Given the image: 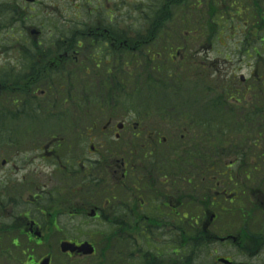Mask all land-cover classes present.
<instances>
[{
    "label": "flooded vegetation",
    "instance_id": "af4514ba",
    "mask_svg": "<svg viewBox=\"0 0 264 264\" xmlns=\"http://www.w3.org/2000/svg\"><path fill=\"white\" fill-rule=\"evenodd\" d=\"M4 1L13 7L16 31L12 60L0 79V104L10 101L15 117L37 111L23 97L45 101L54 84L67 83L70 90L83 79L81 69L85 78L122 82H129L131 60L139 65L140 81L147 67L160 69L161 23L145 12L142 25L125 30L115 27V0H45L49 26L30 15L43 5L39 0ZM174 1L173 32L182 33L184 43L172 45L173 91L164 94L170 108L141 109L142 123L130 122L127 109L119 120L107 114L102 125L92 121L87 132L101 126L98 144L31 141L27 156L47 165L44 173L32 169L19 178L17 158L0 157V264H19L21 247V264H40L47 256L55 264L51 252L36 259L34 247L51 237L58 244L91 242L99 227L107 229V251L99 256L116 254L123 264H164V257H170L165 264L201 258L204 264H264V123L260 130L258 119L264 111V44H200L202 53L194 56L190 50L202 32L193 29L190 16L206 12V20L227 19L233 33H241L242 0H234L231 10H220L227 0H182L183 8ZM254 20L248 33L259 34L262 7L256 6ZM39 85L48 90L36 96ZM150 119L158 122L146 123ZM65 255L60 264L88 258L104 264L97 254Z\"/></svg>",
    "mask_w": 264,
    "mask_h": 264
},
{
    "label": "rangeland",
    "instance_id": "374dc122",
    "mask_svg": "<svg viewBox=\"0 0 264 264\" xmlns=\"http://www.w3.org/2000/svg\"><path fill=\"white\" fill-rule=\"evenodd\" d=\"M43 5L41 7L35 6V12L30 13V15H33L34 17V23L40 25L41 23H46L45 25L50 26V18L46 16L47 10L46 6L44 4L45 0H39ZM158 4L161 5L163 0H158ZM244 6L248 10L247 14L249 12L255 13L254 10L256 9L254 7L255 0H243ZM0 2V79L4 74H7V66L10 64L11 60V50L9 46L14 43V39L12 40L11 35L16 31V21L13 19V7L12 5H8L6 3ZM152 1L149 0H115L113 5V9L116 12L117 16L114 18L115 21V27L117 29H129L132 28L135 23H137V26L139 23L142 25L143 22V13L145 12L147 14L154 15L155 11H152L153 9L149 7V3ZM257 2V1H256ZM232 3H234V0H227L225 3H220V10L221 9H230ZM258 7H262L264 9V0H258ZM140 4H142L143 8H140ZM20 6V3L18 4ZM118 5L121 7L118 8ZM243 5V4H242ZM242 5L239 6L238 11L242 13ZM205 8V7H204ZM206 12H203V14L199 13L198 15L190 16L192 21H190L191 25L193 26V29L195 31L202 32L204 31V28H200L199 24L202 23V20L205 22ZM182 18V17H181ZM244 20H247L249 24L248 28H251V24L255 22L252 19L243 16L242 20H239L240 23L244 24ZM216 25L220 28H223V26L220 23H216ZM48 27V26H47ZM175 22L168 25L166 32L167 37H162L163 43L167 42L168 45L165 44V46L162 44L159 47V51L162 53V49L169 48L170 45H174L176 43V37L175 33L173 32L175 29ZM241 28H245L244 25H241ZM241 33L237 32L236 36H223L220 35L217 37V41L215 40L213 44H216L217 42L221 41L224 37L226 38V43L228 44H234V43H242L245 38H243V33L246 34L247 31H241ZM231 33L233 34L232 30ZM136 37H138V34H136ZM175 39V40H174ZM174 42V43H173ZM178 42V41H177ZM261 42L264 43L262 40ZM178 43H181L180 40ZM258 44V42L256 43ZM198 45H200L199 40L194 42L193 47L191 48L190 52L192 55L197 56V53L199 50ZM162 47V49H161ZM158 51V52H159ZM176 50H173L172 55H175ZM189 53V52H188ZM195 58H202V57H195ZM209 58H214L213 54H209ZM233 59L232 57H230ZM163 61H165L163 59ZM164 63V62H163ZM171 63V62H169ZM165 64V63H164ZM165 67L171 68L173 72L175 71L174 68H172V65L169 67L167 64H165ZM84 68V67H83ZM134 68V67H131ZM135 70V69H134ZM249 69L244 68L243 73L244 75L249 74ZM94 71V70H92ZM101 69L97 70L96 73H100L102 75ZM83 76V79L81 81H73V84L76 86H73L70 90L66 87L67 83L63 84H54L52 85V89L48 90L47 86L39 85L35 95L39 96L41 94V91L48 90V94L46 96L45 101L41 100L38 101L36 98H34L32 95H29L27 97H23L25 100L32 101L33 108H36L37 111H34V109L31 112V114H27L26 112L25 116H17L16 118L13 117V114L16 113L17 109H12L10 107V101L7 102V107L1 105L5 108V110H2L0 112V124H2L1 133L0 134V157H16L17 158V165L19 167L18 170V177L21 178L23 175H26L28 171L30 170H38V173H44L48 171L47 165H45L42 161L37 160H30L27 155L28 149L31 148V145L29 144L31 141L37 142L39 144L45 143L49 140H52L53 138H59L64 139V142L68 143V145H74L77 144L75 141L77 139L82 140V145H89V143L92 144H98L97 140L99 129L101 126L97 124H104L107 119V114H113L115 121L121 119L123 116V109H127L130 112L133 113L128 116L127 118L131 122L130 118H133L137 123H142L140 120L141 114L143 113L142 110L148 108V105H151V108H158L159 100L163 101L167 105L166 99H161L162 96L157 97L155 93H149L145 92L146 99L140 102L137 97L131 98L130 91L126 90L124 94L121 93H115L114 94V86L118 84L121 79L120 78H114L113 80H104V78L101 79V81H98L95 78H85L84 69H81V73ZM77 75V74H76ZM87 80V81H86ZM91 80V81H88ZM122 84V83H120ZM79 88H78V87ZM67 94H66V91ZM260 91H264V88L260 87ZM71 92V94H69ZM86 94V95H85ZM149 94L151 95L150 97ZM69 95H72L73 99L71 98L68 100V102L65 104L64 98H68ZM116 96V97H115ZM118 96V97H117ZM12 97L11 94L8 95L9 99ZM108 100V103H104L103 101ZM102 101V106L110 105L108 109H113L112 111H104L99 112L97 110V105H99L97 102ZM133 101V102H132ZM3 102V101H2ZM51 104H48V103ZM3 104V103H2ZM5 104V103H4ZM115 104H118L115 106ZM13 106V105H12ZM15 107V106H13ZM21 109L22 106L19 105ZM105 108V107H104ZM55 109V110H52ZM142 109V110H141ZM115 110L117 111L115 113ZM53 111H56V113H53ZM77 111V112H76ZM87 112L86 116H84V113ZM137 112V113H135ZM116 115H115V114ZM140 114L139 116H137ZM33 115H36L37 117H33ZM129 115V114H128ZM28 117V118H27ZM264 117V116H262ZM29 119V120H28ZM96 121L95 123V129L92 131V129L88 131L90 126L92 125V121ZM156 120V119H155ZM154 120V121H155ZM146 123H153V122H146ZM75 125L77 127L75 128ZM34 128V130H32ZM12 141H15V143H12ZM93 141V142H92ZM64 144V143H63ZM262 147H264V141L261 144ZM77 146V148H79ZM264 148H262L263 150ZM81 153L78 151L73 150V155L77 156ZM33 164V165H32ZM52 167H50L51 169ZM60 175V174H59ZM55 183V181L53 182ZM52 183V184H53ZM51 184V183H50ZM74 184V181H69L67 185L71 187V185ZM22 186L19 184V188ZM69 192L65 194V197H68ZM66 208L69 210L68 206ZM65 220V222H64ZM67 220H69L67 217H62L61 223L64 225L67 224ZM69 223V222H68ZM75 223H71L73 225ZM76 228V227H74ZM95 229V228H92ZM95 234V233H93ZM91 242L97 245L98 251L101 252L103 249L102 240L100 238H97L96 236L90 238ZM142 245V244H140ZM23 246L25 244L23 243ZM140 248V247H138ZM53 253L54 255V263L60 264L64 259H66V256L62 255L59 250V244L57 243V239L50 238V242H47L46 244L37 247H34V256L36 259H39L41 256H43L45 253ZM108 255L106 256L107 259ZM104 260L101 259L100 263ZM167 260H170V257L167 258ZM89 259H86L84 261L77 260L76 264H93L89 262ZM205 259L201 258L200 260L197 259L196 264H204ZM104 264H110L109 260L103 261ZM121 264V263H120ZM167 264V263H166Z\"/></svg>",
    "mask_w": 264,
    "mask_h": 264
},
{
    "label": "trees",
    "instance_id": "16d2710c",
    "mask_svg": "<svg viewBox=\"0 0 264 264\" xmlns=\"http://www.w3.org/2000/svg\"><path fill=\"white\" fill-rule=\"evenodd\" d=\"M174 0H163L160 6H158L157 2H153L149 7L152 8V11H155L154 16L149 14V17L151 18L150 21L152 23L155 22H160L161 23V30L163 31L162 33L165 32L166 27L170 22L173 20V4ZM180 8L182 7V0H177L176 1ZM181 4V5H180ZM210 40L214 39V36L211 35L209 36ZM155 71H151L150 67L147 69V78L143 82H139L138 77L135 79L137 81L133 82L131 81L130 83V89L129 91L131 92V98L137 97L140 99V102H144L143 99H146L145 92L149 93H170L172 90V79H171V69H166L165 66H162L160 69H154ZM115 93H121L124 94L122 88L120 85H115L114 86V94ZM151 95L149 94L148 97ZM116 97V96H115ZM118 97V96H117ZM169 98V97H168ZM161 101V100H160ZM169 101V100H166ZM133 102V101H132ZM99 105L98 107H103L102 106V101L97 102ZM104 103H108V100L103 101ZM117 105V104H116ZM110 105L104 106V107H109ZM151 105H148V108H150ZM165 107H169V105H162ZM137 113V112H135ZM138 114L137 116H139ZM150 115V114H148ZM263 116V114L260 112L259 117ZM19 264H21V257H19Z\"/></svg>",
    "mask_w": 264,
    "mask_h": 264
},
{
    "label": "water",
    "instance_id": "95a60500",
    "mask_svg": "<svg viewBox=\"0 0 264 264\" xmlns=\"http://www.w3.org/2000/svg\"><path fill=\"white\" fill-rule=\"evenodd\" d=\"M61 250L64 253H67V252H71V253L79 252V253H83L84 255H91V254L94 253V248L91 245L87 244V243L81 245L80 247H77L75 244L63 243L61 245ZM48 263H49L48 260H44L42 264H48Z\"/></svg>",
    "mask_w": 264,
    "mask_h": 264
}]
</instances>
